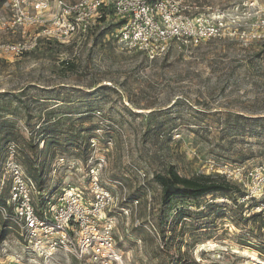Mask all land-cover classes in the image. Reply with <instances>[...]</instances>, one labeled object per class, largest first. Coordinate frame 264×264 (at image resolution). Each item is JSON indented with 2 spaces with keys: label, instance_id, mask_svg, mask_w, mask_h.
<instances>
[{
  "label": "rangeland",
  "instance_id": "1",
  "mask_svg": "<svg viewBox=\"0 0 264 264\" xmlns=\"http://www.w3.org/2000/svg\"><path fill=\"white\" fill-rule=\"evenodd\" d=\"M196 1L206 9L243 0ZM254 3L243 37L173 45L156 59L121 49L120 21L113 14L84 37L62 42L41 35L28 52L0 50L2 119L26 137L46 122L92 129L86 159L56 154L50 194L44 193L43 203L34 195L40 212L48 214L67 186L89 195L87 172L102 161L104 185L125 198L107 216L115 217L117 244L129 264H166L177 251L187 259L183 264H264V188L243 201L246 187L233 182L231 192L187 201L193 215L176 227L168 247L159 230L148 228L156 225L161 204L153 175L165 166L173 164L185 176L222 177L218 170L224 165H264V27L256 15L264 0ZM7 12L1 3L0 44L32 39L40 31L11 26ZM240 114L259 119H237ZM58 262L92 264L72 254L45 257L15 227L0 240V264Z\"/></svg>",
  "mask_w": 264,
  "mask_h": 264
},
{
  "label": "built area",
  "instance_id": "2",
  "mask_svg": "<svg viewBox=\"0 0 264 264\" xmlns=\"http://www.w3.org/2000/svg\"><path fill=\"white\" fill-rule=\"evenodd\" d=\"M4 3L11 26L37 27L40 31L32 39L1 43V51L28 52L37 46L41 35L62 42L87 36L101 23L103 11L111 4L113 15L120 21L116 36L121 49L140 52L149 59L164 56L173 45L243 37L255 4L254 0H243L230 7L205 9L196 0H5ZM256 15L258 26L264 27V6ZM16 153L17 146L11 143L3 178L4 183L6 175L9 176L11 190L1 213L10 216L30 247L45 257L65 253L92 264H129L128 254L117 244L115 217L107 216L125 198L104 185L102 161L87 172L89 195L75 186H67L53 203L48 201L52 203L50 212L43 214L34 201L37 184L25 173ZM221 167L218 170L221 175L246 187L243 201L256 197L258 188L259 191L264 188V165ZM138 202L133 200L135 204ZM7 207H12V213ZM148 228L158 233L155 224L150 223Z\"/></svg>",
  "mask_w": 264,
  "mask_h": 264
},
{
  "label": "trees",
  "instance_id": "3",
  "mask_svg": "<svg viewBox=\"0 0 264 264\" xmlns=\"http://www.w3.org/2000/svg\"><path fill=\"white\" fill-rule=\"evenodd\" d=\"M5 0H0V4ZM114 14V9L108 7L102 13L100 22L107 20L108 16ZM67 65H72L67 61ZM264 120V117H261ZM237 119L258 121L259 117H245L237 115ZM92 129L88 128L83 132L82 129H59L57 124L46 122L35 134L26 137L17 125L9 120L2 119L0 116V240L2 241L8 234L10 227H14V222L10 216H3L1 209L6 206L10 197L11 181L5 174L4 163L8 158L9 146H17L16 159L22 164L25 173L33 179L38 188L40 202L45 200V192L50 191L49 185L52 180V161L57 153L75 154L85 159L91 152L90 138ZM160 136H163L162 134ZM44 143L41 146V143ZM153 179L161 186V204L156 213V226L159 230L161 241L164 247L174 243L175 230L185 218H191L193 213L184 203L196 200L210 193L231 192L234 188L233 181L225 176H212L207 174H197L193 176L182 175L175 167L170 164L161 171H156ZM237 184V183H236ZM48 192V193H49ZM50 194V193H49ZM245 192L243 193V195ZM243 197V196H242ZM12 213V207H7ZM8 213V214H9ZM187 259L180 252H173L169 255L166 264H183ZM187 262H191L188 260Z\"/></svg>",
  "mask_w": 264,
  "mask_h": 264
}]
</instances>
